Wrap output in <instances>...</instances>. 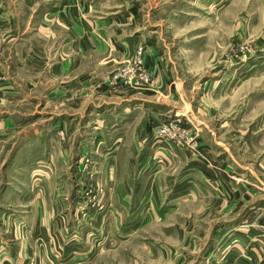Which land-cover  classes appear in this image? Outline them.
<instances>
[{"label":"rangeland","instance_id":"rangeland-1","mask_svg":"<svg viewBox=\"0 0 264 264\" xmlns=\"http://www.w3.org/2000/svg\"><path fill=\"white\" fill-rule=\"evenodd\" d=\"M262 206L264 0H0V264H264Z\"/></svg>","mask_w":264,"mask_h":264},{"label":"crops","instance_id":"crops-1","mask_svg":"<svg viewBox=\"0 0 264 264\" xmlns=\"http://www.w3.org/2000/svg\"><path fill=\"white\" fill-rule=\"evenodd\" d=\"M5 195V194H4ZM4 247L2 246V245H0V257H4V255H7V253H9V250H6V251H3L2 249H3ZM1 251H3V252H1Z\"/></svg>","mask_w":264,"mask_h":264},{"label":"bare ground","instance_id":"bare-ground-1","mask_svg":"<svg viewBox=\"0 0 264 264\" xmlns=\"http://www.w3.org/2000/svg\"><path fill=\"white\" fill-rule=\"evenodd\" d=\"M263 207L264 206L260 207V209H264ZM257 211H259V209ZM257 211H253L251 214H255Z\"/></svg>","mask_w":264,"mask_h":264}]
</instances>
